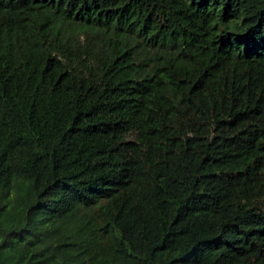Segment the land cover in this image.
<instances>
[{
    "label": "trees",
    "instance_id": "trees-1",
    "mask_svg": "<svg viewBox=\"0 0 264 264\" xmlns=\"http://www.w3.org/2000/svg\"><path fill=\"white\" fill-rule=\"evenodd\" d=\"M0 264H264V0H0Z\"/></svg>",
    "mask_w": 264,
    "mask_h": 264
}]
</instances>
